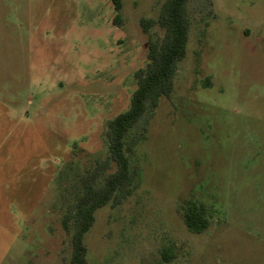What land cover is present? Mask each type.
I'll return each instance as SVG.
<instances>
[{
    "label": "rangeland",
    "instance_id": "1",
    "mask_svg": "<svg viewBox=\"0 0 264 264\" xmlns=\"http://www.w3.org/2000/svg\"><path fill=\"white\" fill-rule=\"evenodd\" d=\"M163 1L0 0V264H69L62 218L164 34L141 24ZM189 12L174 90L126 138L133 193L86 234L90 264H264V0Z\"/></svg>",
    "mask_w": 264,
    "mask_h": 264
},
{
    "label": "trees",
    "instance_id": "2",
    "mask_svg": "<svg viewBox=\"0 0 264 264\" xmlns=\"http://www.w3.org/2000/svg\"><path fill=\"white\" fill-rule=\"evenodd\" d=\"M116 11L122 0H112ZM190 0H164L157 19L142 18L145 31L159 25L164 34L148 42L147 63L135 73L137 85L127 110L107 123L108 153L97 159L81 180L79 193L71 209L62 218L64 230L70 235L69 264H90L85 237L95 222L96 211L106 205L123 203L133 193L138 171L131 164L126 138L147 111L158 106L161 98L174 90L179 63L186 57L192 24ZM114 20L121 21L117 13ZM187 227L202 232L209 225L206 207L201 202L189 201L183 208Z\"/></svg>",
    "mask_w": 264,
    "mask_h": 264
}]
</instances>
